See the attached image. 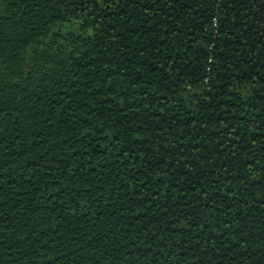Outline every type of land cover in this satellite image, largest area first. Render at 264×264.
Masks as SVG:
<instances>
[{
    "label": "trees",
    "instance_id": "obj_1",
    "mask_svg": "<svg viewBox=\"0 0 264 264\" xmlns=\"http://www.w3.org/2000/svg\"><path fill=\"white\" fill-rule=\"evenodd\" d=\"M0 264H264V0H0Z\"/></svg>",
    "mask_w": 264,
    "mask_h": 264
}]
</instances>
